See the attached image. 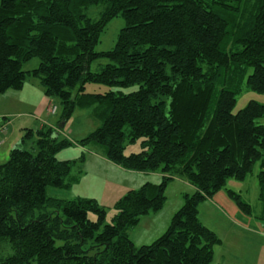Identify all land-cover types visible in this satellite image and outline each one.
Returning a JSON list of instances; mask_svg holds the SVG:
<instances>
[{
    "label": "trees",
    "instance_id": "trees-1",
    "mask_svg": "<svg viewBox=\"0 0 264 264\" xmlns=\"http://www.w3.org/2000/svg\"><path fill=\"white\" fill-rule=\"evenodd\" d=\"M92 7H103L96 19L86 15ZM118 17L125 28L114 49L96 53ZM99 58L110 64L92 73ZM33 59L39 67L24 72ZM30 76L61 121L94 108L102 125L81 146H103L110 163L163 179L127 193L104 225L95 200L47 195L70 188L71 163L56 155L71 143L51 128L25 131L22 146L32 140L33 151L13 149L0 165V264H212L221 241L200 222L199 205L260 164L264 207V105L233 114L243 87L264 94V0H0V95L21 91ZM87 84L110 91L87 95ZM126 138L143 151L126 157ZM174 174L195 194L161 238L135 247L128 229L162 209Z\"/></svg>",
    "mask_w": 264,
    "mask_h": 264
},
{
    "label": "rangeland",
    "instance_id": "rangeland-1",
    "mask_svg": "<svg viewBox=\"0 0 264 264\" xmlns=\"http://www.w3.org/2000/svg\"><path fill=\"white\" fill-rule=\"evenodd\" d=\"M103 7H92L86 15L91 19L99 17ZM125 28V21L118 17L113 19L100 36V42L96 46V53H107L114 49L118 36ZM39 60L33 59L23 64L24 72H32L39 67ZM110 64L106 58H99L91 64L92 73L99 72ZM249 70L248 75H250ZM40 82L33 77H27L22 93L10 91L5 101H0V110L9 114L8 127L11 126L15 137L24 123L30 125L34 119L29 118L31 105L36 104L41 98V89L29 85ZM42 88V87H41ZM38 90L39 93L37 92ZM138 88L123 90L125 93L137 91ZM110 88L97 84H87L84 94L103 95ZM20 94V95H19ZM255 102L264 105V94L251 92L243 87L242 92L236 97L233 114L245 109L249 103ZM57 105V103H55ZM54 102L52 105H55ZM3 106V107H2ZM58 113L55 116L46 115L44 119L56 124L61 133V139H67L71 145L57 153L56 158L60 162L71 163V174L66 184L70 188H48L49 197L62 200L92 199L106 212L104 225H112L117 211L116 204L130 191L139 190L144 184L159 185L162 182L160 173H140L129 175L126 170L111 164L105 157L106 148L95 143L81 146L80 142L91 133L101 127L102 123L94 117V108L77 107L72 116L65 122L61 121L62 111L57 105ZM264 124V119L258 121ZM56 126V129L58 127ZM18 140V138H17ZM20 141V139H19ZM32 140L24 146L15 149L33 151ZM0 160V165L9 161L10 153ZM143 151L141 140L130 143L126 138L124 142V155L130 156ZM4 151H2L3 153ZM0 155V158L2 156ZM124 171H122V170ZM261 171L260 164L254 167L253 173L244 181L229 180L224 188L211 199L202 202L198 207L199 220L204 227L213 232L221 241L214 247V259L212 264H264V211L260 197L258 174ZM195 189L185 180L174 177L168 183L165 190L166 202L157 213L143 216L138 223L127 231L129 239L140 248L150 246L161 238L171 226L172 218L183 207L185 197L195 194ZM233 194V195H232ZM240 200L248 208L239 204ZM89 219L96 220L95 215L89 214Z\"/></svg>",
    "mask_w": 264,
    "mask_h": 264
},
{
    "label": "crops",
    "instance_id": "crops-1",
    "mask_svg": "<svg viewBox=\"0 0 264 264\" xmlns=\"http://www.w3.org/2000/svg\"><path fill=\"white\" fill-rule=\"evenodd\" d=\"M29 85L32 87H38V89H41V92H40L41 98H39V100L36 104L31 105L32 111L28 115L30 119H34V122L31 123L30 125H27L28 123H24L23 127L21 126V128H20V131H19L20 135H18L16 137H15V135H16L15 132H13V130L11 128L12 125H10V127H8V133L5 136L0 138V155H1L2 151H4L2 153L0 160L3 159L5 157V154L7 152H9L10 150H13L15 148H19L20 146H22V138L25 134V131L30 130L36 135V133L41 131V130L51 128V129L60 133L59 127L56 124L47 121V119H44V116L46 115V113L48 114V112H49L48 109L51 106V104H53V102L45 96L44 89H43L41 84L38 83L36 85V84H34L33 81H29ZM23 89L19 93H22ZM39 91L40 90H38L37 92L39 93ZM8 95H11L10 92H8L4 95H0V101L6 102L5 98ZM3 112H4V110L3 111L0 110V126H2L4 124H7V126H8L9 121L7 119L9 118L10 115L3 113ZM48 115H50V113ZM56 126L58 127V129H56ZM35 135H34V137L37 139V137ZM60 135H61V133H60ZM17 138H18V140H17ZM35 138H34V140H35ZM19 139H20V141H19ZM122 171H124V170H122ZM126 173L129 175L140 174V173H134V172H126Z\"/></svg>",
    "mask_w": 264,
    "mask_h": 264
},
{
    "label": "built area",
    "instance_id": "built-area-1",
    "mask_svg": "<svg viewBox=\"0 0 264 264\" xmlns=\"http://www.w3.org/2000/svg\"><path fill=\"white\" fill-rule=\"evenodd\" d=\"M48 111H49L50 115L55 116L57 114L58 109L55 105H52L49 107ZM7 133H8L7 124L0 126V138L5 136Z\"/></svg>",
    "mask_w": 264,
    "mask_h": 264
}]
</instances>
